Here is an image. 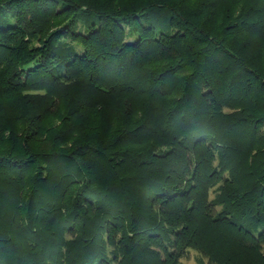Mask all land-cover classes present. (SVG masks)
<instances>
[{
    "label": "trees",
    "instance_id": "1",
    "mask_svg": "<svg viewBox=\"0 0 264 264\" xmlns=\"http://www.w3.org/2000/svg\"><path fill=\"white\" fill-rule=\"evenodd\" d=\"M263 242L264 0H0V264Z\"/></svg>",
    "mask_w": 264,
    "mask_h": 264
},
{
    "label": "rangeland",
    "instance_id": "2",
    "mask_svg": "<svg viewBox=\"0 0 264 264\" xmlns=\"http://www.w3.org/2000/svg\"><path fill=\"white\" fill-rule=\"evenodd\" d=\"M216 194L215 190H212L211 198H213ZM217 208H221L220 205ZM262 249L264 251V242L262 244ZM210 256L195 247L187 248L181 256V264H214L210 261Z\"/></svg>",
    "mask_w": 264,
    "mask_h": 264
}]
</instances>
